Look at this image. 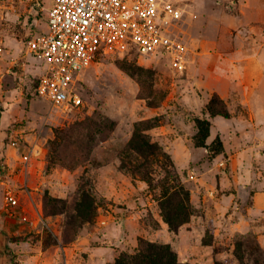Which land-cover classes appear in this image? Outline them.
<instances>
[{"label": "rangeland", "instance_id": "obj_1", "mask_svg": "<svg viewBox=\"0 0 264 264\" xmlns=\"http://www.w3.org/2000/svg\"><path fill=\"white\" fill-rule=\"evenodd\" d=\"M178 6L177 51L98 52L75 83L81 103L61 106L37 94L42 68L26 50L47 28L46 9L7 12L0 264H114L140 239L169 244L179 264H264V0ZM213 94L238 126L220 123L224 136L213 129L208 138ZM196 118L210 123L203 145L194 143ZM135 132L158 148L136 150ZM7 191L18 204L7 203Z\"/></svg>", "mask_w": 264, "mask_h": 264}, {"label": "built area", "instance_id": "obj_2", "mask_svg": "<svg viewBox=\"0 0 264 264\" xmlns=\"http://www.w3.org/2000/svg\"><path fill=\"white\" fill-rule=\"evenodd\" d=\"M0 0V23L17 4L46 9L47 28L32 34L26 50L39 60L36 92L52 105H78L75 83L98 52L129 45L141 54L175 52L170 26L180 18L178 0ZM0 40V50H2ZM25 162L28 155L21 154ZM7 203L18 204L11 191Z\"/></svg>", "mask_w": 264, "mask_h": 264}, {"label": "trees", "instance_id": "obj_3", "mask_svg": "<svg viewBox=\"0 0 264 264\" xmlns=\"http://www.w3.org/2000/svg\"><path fill=\"white\" fill-rule=\"evenodd\" d=\"M214 105H219V108H214ZM207 110L212 115L220 114L224 117L229 116V112L223 103V100L213 94L207 104ZM197 132L193 139L196 145H203L205 138L209 134L210 123L206 118H196ZM132 147L141 153L152 151L158 146L150 142L145 135L135 132L132 140ZM177 194V192H175ZM164 217L171 228H176V223L164 212ZM114 264H179L177 254L172 250L167 243H155L146 239L138 241L137 251L135 253H121L115 258Z\"/></svg>", "mask_w": 264, "mask_h": 264}, {"label": "crops", "instance_id": "obj_4", "mask_svg": "<svg viewBox=\"0 0 264 264\" xmlns=\"http://www.w3.org/2000/svg\"><path fill=\"white\" fill-rule=\"evenodd\" d=\"M216 91H217L222 97L227 98V97L230 96V94L232 93V88L226 90L225 88H223V86L219 85V86L216 87ZM211 120H212V122H213V123H212V129H211V133H210V135H209L208 138H210V137L212 136V134H213V129H214L216 132H220V134H221L222 136H224V135H223V131H224L225 129H226V130L228 129V125H229V124L232 126V128L235 126L234 124H236V126H238L237 123H235L236 119H233V118H226V117H224V116H222V115H219V114H217V115L211 117ZM216 122H217V123H216ZM220 123H221V124H225V129H224V130H222L221 127L219 126ZM261 196H262L261 193H256V194L254 195V197H255V199H254V203H255L256 206H259V205L262 204V202L260 201ZM30 256H33V255H30Z\"/></svg>", "mask_w": 264, "mask_h": 264}, {"label": "water", "instance_id": "obj_5", "mask_svg": "<svg viewBox=\"0 0 264 264\" xmlns=\"http://www.w3.org/2000/svg\"><path fill=\"white\" fill-rule=\"evenodd\" d=\"M1 234V233H0Z\"/></svg>", "mask_w": 264, "mask_h": 264}]
</instances>
